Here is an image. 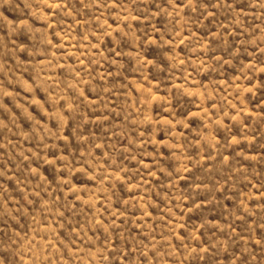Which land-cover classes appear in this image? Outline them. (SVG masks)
I'll list each match as a JSON object with an SVG mask.
<instances>
[{
	"label": "rangeland",
	"instance_id": "374dc122",
	"mask_svg": "<svg viewBox=\"0 0 264 264\" xmlns=\"http://www.w3.org/2000/svg\"><path fill=\"white\" fill-rule=\"evenodd\" d=\"M0 264H264V0H0Z\"/></svg>",
	"mask_w": 264,
	"mask_h": 264
}]
</instances>
